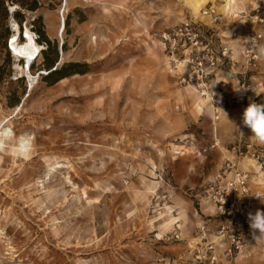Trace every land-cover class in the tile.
Here are the masks:
<instances>
[{
  "label": "rangeland",
  "instance_id": "rangeland-1",
  "mask_svg": "<svg viewBox=\"0 0 264 264\" xmlns=\"http://www.w3.org/2000/svg\"><path fill=\"white\" fill-rule=\"evenodd\" d=\"M190 1L0 0V123L33 137L28 157L0 148V264H264L249 221L262 204L229 199L226 214L215 199L238 138L264 147L240 106L214 119L160 44L187 19L232 45L264 25L250 18L264 0ZM212 6L221 20L202 15ZM14 22L43 47L29 73L8 45Z\"/></svg>",
  "mask_w": 264,
  "mask_h": 264
},
{
  "label": "built area",
  "instance_id": "built-area-1",
  "mask_svg": "<svg viewBox=\"0 0 264 264\" xmlns=\"http://www.w3.org/2000/svg\"><path fill=\"white\" fill-rule=\"evenodd\" d=\"M202 15L212 17V22L221 20L213 6L205 7ZM250 18L255 24H264V7H254ZM237 40L239 45L234 48L230 41L213 28L211 31L202 22L187 19L163 31L160 36L169 70L177 73L181 83L191 85L195 91L209 98L214 119H219L231 105L240 106L244 112L250 103L258 104V96H264V84L251 86L247 82L249 71L258 67L261 58L259 48L264 46V31L252 29ZM8 45L11 49L10 44ZM236 88L242 90L236 91ZM248 94L252 98L245 104L243 98ZM232 150L238 158L226 162L224 172H228L230 176L224 182L219 196L215 197L220 199L218 202L223 210L228 205L226 214L232 213V203L227 204L229 199H250L248 197L252 195L249 187L251 172L241 168L239 158L249 155L260 169L264 167V148H256L254 143L243 141L239 137ZM253 196L257 198L260 193ZM243 201L246 202L245 208L250 201ZM208 249L212 251V245ZM214 260L210 256V263Z\"/></svg>",
  "mask_w": 264,
  "mask_h": 264
},
{
  "label": "clouds",
  "instance_id": "clouds-1",
  "mask_svg": "<svg viewBox=\"0 0 264 264\" xmlns=\"http://www.w3.org/2000/svg\"><path fill=\"white\" fill-rule=\"evenodd\" d=\"M259 54L264 57V46L259 48ZM235 90L241 91L242 88H236ZM242 122L253 133L251 138L264 145V104L250 103L243 112ZM10 142L15 143L18 153L26 154L32 148L33 137L29 133L15 136L11 128L0 123V148L5 147ZM249 221L250 227L253 229V238L264 240V212L257 210L254 215L249 213ZM256 230L259 231V235H256Z\"/></svg>",
  "mask_w": 264,
  "mask_h": 264
},
{
  "label": "bare ground",
  "instance_id": "bare-ground-1",
  "mask_svg": "<svg viewBox=\"0 0 264 264\" xmlns=\"http://www.w3.org/2000/svg\"><path fill=\"white\" fill-rule=\"evenodd\" d=\"M190 2L194 3V5L196 7H198L201 3L200 0H191ZM231 2L234 3L235 0H229V3H231ZM228 6H229V4H228ZM64 20H65L64 17L60 18V27L62 25L64 26ZM12 29H13V33H12L11 38L8 40V43L11 46V51H12L14 57L17 59L23 60V63L21 66H19V64H17V63L15 64V66H16V68L19 67V69L22 70L23 72L27 71L26 73H29L28 70L30 69L34 60L37 57H39L43 47L35 40L32 32L29 28L26 27V29L24 31L25 35L23 36V39L20 38V29H19V26L17 23H15V22L13 23ZM16 153H17V151H16ZM29 154H30V152H27L26 154H23V155L25 157H28ZM20 155H22V154H20Z\"/></svg>",
  "mask_w": 264,
  "mask_h": 264
},
{
  "label": "crops",
  "instance_id": "crops-1",
  "mask_svg": "<svg viewBox=\"0 0 264 264\" xmlns=\"http://www.w3.org/2000/svg\"><path fill=\"white\" fill-rule=\"evenodd\" d=\"M257 29H260L261 27H264V25H255ZM232 46L237 47L239 45V42L237 39H233ZM247 77V82L252 86H260L261 84H264V57H261L258 63V67L256 70L249 71ZM252 95L248 94L247 98L251 99ZM247 99V100H248ZM226 113V112H225ZM242 122V121H241ZM262 147L264 145L260 144ZM229 152V151H228ZM216 154H213L212 152V157H214ZM252 164V171L256 172L257 175H253L251 172V179L249 182V187H250V193L252 194L250 199H254L257 201H253L252 203H260L261 205V212H264V167L260 169V167L257 166L256 162L253 160H250ZM255 193H260V196L257 198H254L253 194Z\"/></svg>",
  "mask_w": 264,
  "mask_h": 264
},
{
  "label": "trees",
  "instance_id": "trees-1",
  "mask_svg": "<svg viewBox=\"0 0 264 264\" xmlns=\"http://www.w3.org/2000/svg\"><path fill=\"white\" fill-rule=\"evenodd\" d=\"M5 47H6V43H5ZM10 61V52L9 50H7L6 53V58H5V70L7 69V74H9V67H6L9 64ZM55 76V79L58 80L63 76V69H55L49 72V77H53ZM258 104H264V99H262Z\"/></svg>",
  "mask_w": 264,
  "mask_h": 264
}]
</instances>
